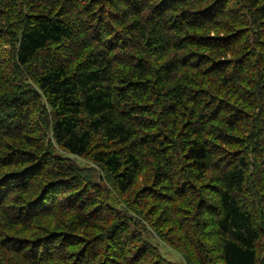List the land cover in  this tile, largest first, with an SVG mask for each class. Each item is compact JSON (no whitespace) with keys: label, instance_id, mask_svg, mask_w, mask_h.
I'll use <instances>...</instances> for the list:
<instances>
[{"label":"trees","instance_id":"16d2710c","mask_svg":"<svg viewBox=\"0 0 264 264\" xmlns=\"http://www.w3.org/2000/svg\"><path fill=\"white\" fill-rule=\"evenodd\" d=\"M70 157L191 264H261L264 0H0V264H167Z\"/></svg>","mask_w":264,"mask_h":264},{"label":"rangeland","instance_id":"374dc122","mask_svg":"<svg viewBox=\"0 0 264 264\" xmlns=\"http://www.w3.org/2000/svg\"><path fill=\"white\" fill-rule=\"evenodd\" d=\"M12 47L13 46L5 47V52L2 55L1 63L4 64L6 72L8 71L7 73L12 76L14 82L18 85L17 89H21L22 91H24V89H34L35 86L30 80L29 75L25 70L17 66L15 50L12 49ZM38 113L39 116L37 117L49 119L50 117L52 118L51 113L48 111V108L44 104V102H42V107H40ZM46 130L49 134V129L46 128ZM47 140L52 141L51 147L55 154H63L62 150L55 146L52 139L48 138ZM70 158L74 161V164L81 171H83L85 176H87L91 180V182H93L94 186H97V188H99L103 196V200L106 201V204L109 207L117 209L118 212L122 213L123 215H127L132 222H136V225L134 226L135 232L138 234L137 236L145 243V248L152 252L159 253L165 259L167 264H191V259H189L188 254L183 249V247H181V234L179 229L177 228V225L170 223L167 226L162 227V224H160L157 229L155 228L156 230L152 226H148L149 217L146 215L147 211L137 209V204L132 201L134 197L122 195L114 186L113 179L109 177L102 166L91 161L90 159L76 157ZM251 171L252 173L249 178L250 183L254 182V169L252 168ZM143 185V177L140 176L138 188L143 187ZM150 212L152 213V211ZM160 213H158L156 217H154L153 221L159 218ZM75 215L76 214L74 213L70 214L67 210L63 211L61 214H57L53 220H55L56 222L62 221L66 223H73L74 219L76 218ZM260 222L262 223V226H264L263 217H261ZM182 233H184L183 229ZM0 234L7 235L5 234V231L2 227H0ZM259 254L261 264H264V240L259 246Z\"/></svg>","mask_w":264,"mask_h":264}]
</instances>
